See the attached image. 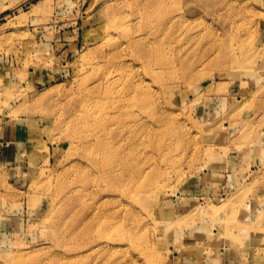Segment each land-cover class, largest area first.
Returning <instances> with one entry per match:
<instances>
[{"label":"rangeland","instance_id":"rangeland-1","mask_svg":"<svg viewBox=\"0 0 264 264\" xmlns=\"http://www.w3.org/2000/svg\"><path fill=\"white\" fill-rule=\"evenodd\" d=\"M0 264H264V0H0Z\"/></svg>","mask_w":264,"mask_h":264},{"label":"bare ground","instance_id":"bare-ground-1","mask_svg":"<svg viewBox=\"0 0 264 264\" xmlns=\"http://www.w3.org/2000/svg\"><path fill=\"white\" fill-rule=\"evenodd\" d=\"M138 44H137V42H134V41H132L131 43H130V47H138L137 46ZM136 88V87H135ZM134 89V88H133ZM106 92H109V89H107L106 90ZM130 96L132 97V96H137V91L135 92V89L130 93ZM114 108H116V109H118V110H116L115 112H117V113H115L116 115H107V116H102V117H99V118H97V119H95L96 118V116H93V117H95V118H90L89 116L88 117H86V119L89 121V120H93L94 122H96V123H98L97 124V126L98 127H100V126H102V125H104V124H108V126H110L114 121H115V119H117L118 117H119V115L120 114H118V113H121L120 111L122 110H119V108H118V106H116V107H114ZM112 109V108H111ZM94 115V114H93ZM98 121H100V123L98 122ZM101 124V125H100ZM106 128H102V131H101V134L97 137V139H96V141H97V150L98 151H100L102 148H106L107 146H108V144H106L105 146H104V139L102 140V139H100V136H107V133H106ZM111 131H112V135H113V130H112V128H111ZM111 134V133H110ZM109 134V135H110ZM112 145V144H111ZM112 147H109L107 150H110ZM104 150V149H103ZM108 173H109V175H110V177L109 178H107V179H104L105 177H103V181L104 182H106V184L107 185H111V183H110V180H113V179H115V178H119V176L118 175H116V172H115V170H112V169H109L108 170ZM100 213V212H99ZM91 221L92 220H90V221H88L87 223H85L84 224V226H87V225H89L90 223H91ZM93 223V222H92ZM93 224H95V222L93 223ZM92 227H94L93 225L92 226H90V227H88L87 229H90V228H92ZM93 234H94V232H93ZM103 234V233H102Z\"/></svg>","mask_w":264,"mask_h":264},{"label":"crops","instance_id":"crops-1","mask_svg":"<svg viewBox=\"0 0 264 264\" xmlns=\"http://www.w3.org/2000/svg\"><path fill=\"white\" fill-rule=\"evenodd\" d=\"M239 97H241V96H239ZM25 131H26V130H25ZM22 132H23V129H22L21 126H20V128H18V127H17L16 129L14 128V132H13L12 136L9 137L10 142L13 143V145H16V146H18V145H22L21 142H18V143H17V142H13V140H16L17 137L19 138V136H18L19 133H20V136H22ZM31 139H32V137H31V138H28L27 140L30 141ZM31 147H34V146H31ZM25 151H26V154H28V150L26 149ZM25 151H24V152H25ZM29 153H30V151H29ZM39 153H40V151H38L37 153H35V154H33V155L30 153V157L32 156V157H31L32 159L35 158L36 156L39 158V157H40V156H38ZM27 156H28V155H27ZM30 157H29V158H30Z\"/></svg>","mask_w":264,"mask_h":264}]
</instances>
